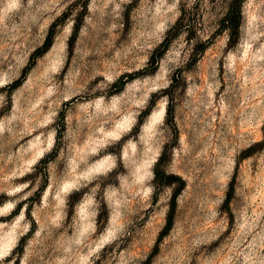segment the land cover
I'll return each mask as SVG.
<instances>
[{
  "label": "rangeland",
  "instance_id": "rangeland-1",
  "mask_svg": "<svg viewBox=\"0 0 264 264\" xmlns=\"http://www.w3.org/2000/svg\"><path fill=\"white\" fill-rule=\"evenodd\" d=\"M230 2L0 0V264H264V0L234 38Z\"/></svg>",
  "mask_w": 264,
  "mask_h": 264
},
{
  "label": "trees",
  "instance_id": "trees-1",
  "mask_svg": "<svg viewBox=\"0 0 264 264\" xmlns=\"http://www.w3.org/2000/svg\"><path fill=\"white\" fill-rule=\"evenodd\" d=\"M244 1L245 0H231L230 5L228 7V11L222 20L223 29L229 32L231 38H234L239 34V29L242 20V6ZM53 37H54V33L53 31H51L46 39L44 47L39 48L33 56L38 55L49 49L53 43ZM19 82L20 80L16 83V85ZM125 83L126 80L121 79V81L118 84L123 86L125 85ZM172 223H173V211L171 212L169 223L166 229H168L172 225Z\"/></svg>",
  "mask_w": 264,
  "mask_h": 264
}]
</instances>
